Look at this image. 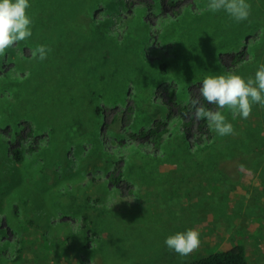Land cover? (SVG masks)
<instances>
[{
	"label": "rangeland",
	"instance_id": "rangeland-1",
	"mask_svg": "<svg viewBox=\"0 0 264 264\" xmlns=\"http://www.w3.org/2000/svg\"><path fill=\"white\" fill-rule=\"evenodd\" d=\"M96 1L29 0L32 46L0 55V264H187L237 244L264 264V107L247 119L221 110L234 133L220 136L192 105L217 108L200 94L206 76L254 78L264 64V4L247 0L237 22L208 0H126L113 22ZM135 5L149 25L130 32ZM190 228L197 250L166 246ZM20 240L38 251L16 256Z\"/></svg>",
	"mask_w": 264,
	"mask_h": 264
},
{
	"label": "clouds",
	"instance_id": "clouds-1",
	"mask_svg": "<svg viewBox=\"0 0 264 264\" xmlns=\"http://www.w3.org/2000/svg\"><path fill=\"white\" fill-rule=\"evenodd\" d=\"M29 0H0V55L17 43L31 37L32 19L27 10ZM206 10L225 11L235 21L248 19L251 5L247 0H208ZM50 49L39 45L32 52L33 58L44 60ZM200 94L209 104L216 105V110L206 109L199 100H192L197 118H206L209 127L218 135L234 133L233 125L227 121L221 110L227 109L235 118L237 115L247 119L254 104L264 107V64H261L254 78H243L229 72L223 75H209L203 79ZM166 246L181 256H187L197 250L201 244L200 231L190 228L170 235L165 240Z\"/></svg>",
	"mask_w": 264,
	"mask_h": 264
},
{
	"label": "trees",
	"instance_id": "trees-1",
	"mask_svg": "<svg viewBox=\"0 0 264 264\" xmlns=\"http://www.w3.org/2000/svg\"><path fill=\"white\" fill-rule=\"evenodd\" d=\"M198 2H201V1L197 0L195 2L197 5L194 8L195 10H198ZM261 2H262V4H264V0H261ZM113 3H114V5L108 6L107 0H104V1L97 0L96 3L94 4V6H95L94 8L97 10L103 11L104 17L109 18L111 21L114 22L115 21L114 12L122 11L121 9L126 8L128 4H129L128 7L132 6V4H134V2L129 3L126 0H113ZM133 10H134L133 14L129 15V18H131V23L127 27L130 32H131V28H132L133 24L136 23L135 21H139L142 24L144 22L146 25H149L148 20L144 19L145 17H142V14L145 12L146 7H144L142 5L141 6L135 5ZM93 13H95V12H93ZM261 16H264V12L261 14ZM125 20H127V19H125ZM100 21H102V20H99L98 22H100ZM151 30H152L151 28L148 29L149 36H151L150 35ZM23 42L25 44L31 45L29 43L30 38L24 40ZM247 51H249L248 47H247ZM164 66L165 65H163V64L161 65L162 71L164 70ZM101 77H104V75H101ZM129 93L132 94L133 90L130 91ZM203 107H205L207 109L208 108L207 103H204ZM100 108H101V106L97 105L95 109L99 111ZM186 122L187 121H185L184 124H186ZM199 126H200V128H202V130H204V128L210 129L208 121L206 118H200ZM165 129L167 131V127H163L160 130L165 131ZM165 132H162L160 134L155 135V138L160 140V138L163 136V134ZM189 150H190V148H189ZM22 152H23V150L19 146L12 148V154H13L14 158H16L18 160L23 159V153ZM85 216H86V221L90 222V218H88V215H85ZM85 227H86V225H85ZM93 234H97V232H93L92 235ZM92 235H90V230H89L88 234L86 233V236H87L86 245H88V246H90ZM138 264H140V263H138ZM187 264H249V262H248V259L246 257L245 247L241 244H237V245L230 246L228 248H223L221 250L214 251V252L207 254L205 256L198 257V258L194 259L193 261H191Z\"/></svg>",
	"mask_w": 264,
	"mask_h": 264
},
{
	"label": "crops",
	"instance_id": "crops-1",
	"mask_svg": "<svg viewBox=\"0 0 264 264\" xmlns=\"http://www.w3.org/2000/svg\"><path fill=\"white\" fill-rule=\"evenodd\" d=\"M125 159L126 158H123V157H120V158H118L117 159V163H116V165L118 166V167H120V168H118V170H117V172H116V174L113 172V173H111L110 174V177L112 178V176H116V178L119 180V179H122V178H120V175H121V173H122V176H123V172L125 173V169L124 170H121V168L123 169V164H125ZM165 161H163V160H160L159 161V163H161V164H163ZM115 165V166H116ZM127 182V181H126ZM109 183H111V182H109ZM109 183H107V186H108V184ZM110 185V187H108V189H109V191L111 192V196H114V193L115 194H117V192L115 191V189L118 191V193H123V190H122V188H120L119 186L117 187L116 186V188H115V186L114 187H112V185L111 184H109ZM103 187V185H101V187L100 188H102ZM129 195H131V191H130V194ZM110 196V197H111ZM94 197L95 196H92V198L94 199ZM97 197H98V199H97ZM100 198H102V195H98V196H96V199H94V200H100ZM122 198L123 199H128L129 200V198H130V196H129V198H126V197H124V196H122ZM100 203H93V206H95V207H97L98 205H99ZM88 215V218H90V222H88V223H90L91 225L93 224V225H101V223L97 220V216H95V218L93 217V216H91V215H89V214H87ZM83 226H85V225H83ZM15 240V239H14ZM13 240V238H12V240H10V243H12V245L15 243V241ZM1 241H2V243H4V241H5V239L3 238V239H1ZM20 241H22V240H20ZM24 242L25 241H22L21 243H20V245L18 244L17 246V248H14V253H16V251H17V253H16V256H18V257H20V256H23V258H26V259H28V258H31V256H32V254H34V253H36V251H38V249H36V250H33V251H26V248H24L25 246H24ZM26 245H28V243H25ZM66 244L68 245V241L66 242ZM13 253V254H14ZM14 260V259H13Z\"/></svg>",
	"mask_w": 264,
	"mask_h": 264
},
{
	"label": "bare ground",
	"instance_id": "bare-ground-1",
	"mask_svg": "<svg viewBox=\"0 0 264 264\" xmlns=\"http://www.w3.org/2000/svg\"><path fill=\"white\" fill-rule=\"evenodd\" d=\"M150 56V55H149ZM254 181V180H253Z\"/></svg>",
	"mask_w": 264,
	"mask_h": 264
}]
</instances>
